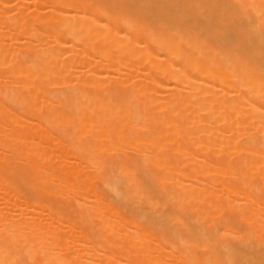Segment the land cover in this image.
Listing matches in <instances>:
<instances>
[{
    "label": "bare ground",
    "instance_id": "bare-ground-1",
    "mask_svg": "<svg viewBox=\"0 0 264 264\" xmlns=\"http://www.w3.org/2000/svg\"><path fill=\"white\" fill-rule=\"evenodd\" d=\"M0 264H264V0H0Z\"/></svg>",
    "mask_w": 264,
    "mask_h": 264
}]
</instances>
